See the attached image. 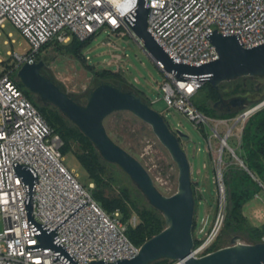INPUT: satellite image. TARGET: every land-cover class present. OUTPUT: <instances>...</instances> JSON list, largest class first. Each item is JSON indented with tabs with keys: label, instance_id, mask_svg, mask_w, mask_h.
I'll use <instances>...</instances> for the list:
<instances>
[{
	"label": "built area",
	"instance_id": "obj_1",
	"mask_svg": "<svg viewBox=\"0 0 264 264\" xmlns=\"http://www.w3.org/2000/svg\"><path fill=\"white\" fill-rule=\"evenodd\" d=\"M136 0H0V29L11 24L26 40L29 50L23 55L13 54L14 70L25 63H36L39 50L49 42L66 45L73 38L87 41L101 30L129 35L144 53L151 55L132 33L123 17L134 9ZM147 31L173 61L200 65L217 59L214 47L206 39L213 32L237 33L242 46L248 48L264 42V0H147ZM6 43V42H5ZM10 54V52H8ZM164 75L160 84L162 100L190 120L195 128L209 127L220 142L217 163L222 162V150L228 149L242 166L243 162L227 144L235 138L240 144L246 119L255 111H244L233 119H210L197 111L191 98L202 81L177 79L166 72L160 61L154 60ZM120 65L113 56L105 65ZM118 72V71H116ZM233 120L221 137L217 128ZM213 127V128H212ZM237 129V132L234 130ZM177 131L171 130L178 138ZM62 142L54 134L37 109L19 89L11 74H0V264H64L53 261L50 249L27 251L26 247L40 245L27 222L22 183L13 164L22 166L37 181L32 193L31 215L34 221L53 230L81 204H86L57 230L60 243L78 264L90 262L114 263L130 260L139 251L126 238L119 213L108 215L92 198L63 163ZM211 148V138L207 140ZM209 151V150H208ZM243 167V166H242ZM220 210L210 230L192 255L202 258L222 228L225 216V194L219 170ZM253 177V175L250 173ZM254 178V177H253ZM255 179V178H254ZM256 180V179H255ZM258 187L264 186L258 182ZM92 188V185H90ZM253 198L261 203L252 210L253 219L264 224V200L256 193ZM205 220L202 222L203 231ZM204 223V224H203ZM135 226L136 219L131 218ZM194 243V242H193ZM264 243V234L259 242ZM256 244V243H255ZM247 245L240 240L235 246ZM171 264H183L172 261Z\"/></svg>",
	"mask_w": 264,
	"mask_h": 264
},
{
	"label": "rangeland",
	"instance_id": "obj_2",
	"mask_svg": "<svg viewBox=\"0 0 264 264\" xmlns=\"http://www.w3.org/2000/svg\"><path fill=\"white\" fill-rule=\"evenodd\" d=\"M71 46V44L60 45L51 41L42 47L36 55V61L43 63L40 73L58 86L70 99H74L79 106H85L91 92L97 87L95 74L101 70L118 71L123 75L127 83V87L122 86L123 89L135 95L147 105L149 104L152 110L162 115L170 130H179L187 137L186 140H181L180 138L179 140L190 164L194 199L199 202L194 210V222L197 228L193 237L202 239L205 233L210 230L220 210L219 170L221 169L225 203L227 190L224 173L228 165L241 169L256 184L258 180H255L250 173L239 165V162L228 149L224 148L222 150L223 163L219 166L216 158L220 150V142L217 138L213 137L212 130L209 127H202L201 125L195 128L194 124L183 114L173 108H167L161 98L162 92L160 90V84L164 80L163 73L157 69L154 61L144 53L137 42L129 35L110 32L107 29L101 30L93 36L82 51V56L79 57L72 53ZM28 50L29 46L23 36L11 24L6 23L4 28L0 29V74L4 71L9 72L12 79L19 82V89L23 94L32 97V100L27 98L34 107V103L37 105L49 104L52 107L54 105L42 102L37 95L32 94L20 82L17 77V71L14 72L15 60L11 56V53L23 55ZM113 56H116L120 63L118 70L115 64L105 65ZM235 79L240 83H248L252 88V91L232 99L229 109L232 111L236 110L238 112L236 116H238L264 101V76L238 77ZM191 102L194 106L198 107L203 103V97L195 94L191 98ZM54 108L60 116L65 117L55 106ZM103 126L110 140L138 161L146 170L152 180L153 186L162 196L170 197L178 191L179 169L177 164L172 159L168 150L155 136L151 126L128 111H116L109 114L104 119ZM232 126L233 120L227 122V125L219 126L217 131L223 137L227 129ZM234 132H237V129ZM241 137L240 144L233 137L227 140V144L233 149L236 156L240 153ZM208 138H211L212 144L211 148H208L209 151L207 150ZM81 146V144L73 142L71 146L72 150H67L62 155L60 147V154L66 168L76 175L77 180L83 187L90 190V185H92V188L95 185L89 182L87 171L80 165L74 154L81 152ZM105 179L108 183V186L103 190L105 197H120L122 190L130 194L135 189H138L131 179L115 164H113V167L107 169ZM239 180H241L239 177L232 175L233 182ZM262 184L264 186V183ZM256 193L264 200L262 189L258 187ZM260 206L261 203L251 197L244 205V220L240 222L239 229L236 231H226L224 234L221 233L213 249L218 250L229 246L232 238H237L241 242L251 244L253 240L251 230L259 226L252 217V210ZM130 213V220L131 218H135L137 223L135 212L131 211ZM130 220L128 221V225ZM204 220L206 222L203 226V231L198 233V229H202V222ZM166 227L167 223L165 222ZM0 228H2L1 221ZM166 263L171 264L169 260Z\"/></svg>",
	"mask_w": 264,
	"mask_h": 264
},
{
	"label": "water",
	"instance_id": "obj_3",
	"mask_svg": "<svg viewBox=\"0 0 264 264\" xmlns=\"http://www.w3.org/2000/svg\"><path fill=\"white\" fill-rule=\"evenodd\" d=\"M147 0H136L134 9L123 19L131 27L132 33L143 44L152 60L162 63L166 72L177 79L196 80L208 83L217 89L221 82L238 77L264 76V42L244 48L237 33L210 32L206 39L214 47L217 59L200 65L176 62L170 58L147 31ZM42 62L25 63L17 70L20 82L42 102L54 105L84 136L95 146L100 156L109 163L117 165L137 186L148 203L161 212L167 227L144 242L138 254L130 260L106 263L101 260L88 264H151L161 259L180 261L183 264H264V243L235 246L237 238L230 245L210 254L195 258L192 255V226L195 200L191 185V168L179 138L187 137L177 131L179 138L171 132L162 115L152 110L146 103L131 93H124L108 84L96 87L90 94L85 106H79L51 80L41 75ZM264 101L256 105L257 110ZM116 111H128L151 126L153 133L168 150L179 169L178 191L170 196H162L153 186L146 170L128 153L115 145L108 137L103 126L104 119ZM221 152V150H220ZM247 171L246 167L242 165ZM25 196L27 222L40 245L26 247L27 251L50 249L54 252L53 261L64 264H78L60 243L57 230L86 202L81 204L53 230L38 224L31 215L32 193L37 181L22 166L13 164ZM248 172V171H247ZM249 173V172H248Z\"/></svg>",
	"mask_w": 264,
	"mask_h": 264
},
{
	"label": "trees",
	"instance_id": "obj_4",
	"mask_svg": "<svg viewBox=\"0 0 264 264\" xmlns=\"http://www.w3.org/2000/svg\"><path fill=\"white\" fill-rule=\"evenodd\" d=\"M92 38L84 42H80L73 38L69 43V45H72V53L77 57L82 56V51ZM16 71L17 70H14V72ZM4 73L8 72L4 71L1 74ZM41 75L47 79L42 73ZM95 76L97 87L102 84H108L124 93H129L126 89L122 88V86L127 87V83L120 72L101 70L99 73L95 74ZM17 85L19 86V82H17ZM249 91H252V88L248 83H240L236 79L222 82L217 89L213 88L208 83H204L196 92V94L203 97V103L198 107H194L207 118L220 120L231 119L238 114L236 110L232 111L229 109L232 99L248 93ZM25 96L32 100L31 96ZM72 100L78 104L74 99ZM34 105L53 133L59 136L62 142V155L65 154L67 150H72L71 146L73 142L82 145L81 152L74 154L80 165L87 171L89 182L95 185L94 188H90V194L107 214L112 215L115 211L120 213V221L126 224L125 235L130 243L135 247H140L144 242L151 239L165 228V219L163 215L148 203L139 189H135L133 193L130 194L122 190L120 197H105L103 190L108 186L105 174L109 167H113V164L106 162L100 156L91 141L84 136L74 124L65 117L60 116L54 106L51 107L49 104L37 105L36 103H34ZM239 148L240 153L237 157L243 162L247 171L251 173L255 179L260 183H264V105L246 119L242 130L241 146ZM224 175L227 190L225 217L222 228L208 248V252H214L216 250L213 249V246L221 233L224 234L226 231H236L239 229L240 222L244 220V205L258 191L256 182L239 168L228 165ZM232 175L239 177L241 180L233 182ZM198 204L199 202L195 200V206ZM131 211H134L136 214L137 223L135 226L128 225ZM196 228L197 225L193 219L192 237ZM251 232L253 233L251 244L259 242L261 235L264 234V224L255 227ZM193 242L194 245L199 244L194 237ZM166 261L167 259H161L152 264H167ZM169 261L172 263L171 260Z\"/></svg>",
	"mask_w": 264,
	"mask_h": 264
},
{
	"label": "bare ground",
	"instance_id": "obj_5",
	"mask_svg": "<svg viewBox=\"0 0 264 264\" xmlns=\"http://www.w3.org/2000/svg\"><path fill=\"white\" fill-rule=\"evenodd\" d=\"M261 103V102H260Z\"/></svg>",
	"mask_w": 264,
	"mask_h": 264
},
{
	"label": "crops",
	"instance_id": "obj_6",
	"mask_svg": "<svg viewBox=\"0 0 264 264\" xmlns=\"http://www.w3.org/2000/svg\"><path fill=\"white\" fill-rule=\"evenodd\" d=\"M149 105V104H148Z\"/></svg>",
	"mask_w": 264,
	"mask_h": 264
}]
</instances>
